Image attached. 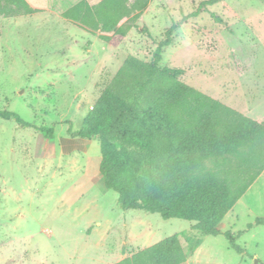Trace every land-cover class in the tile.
Segmentation results:
<instances>
[{"label": "rangeland", "instance_id": "374dc122", "mask_svg": "<svg viewBox=\"0 0 264 264\" xmlns=\"http://www.w3.org/2000/svg\"><path fill=\"white\" fill-rule=\"evenodd\" d=\"M79 1L26 0L39 12L0 17V110L31 126L0 119V264H114L174 235L184 264H264V226L247 229L264 219V170L213 237L193 231L192 222L122 210L115 193L97 186L98 138L87 139V154L61 149L124 59L149 62L175 23L159 66L181 70L180 82L264 120V0H215L195 17L187 16L208 0H150L136 20H121L128 31L116 47L61 17ZM263 155L260 142L223 165L234 169ZM226 232L243 254L230 249Z\"/></svg>", "mask_w": 264, "mask_h": 264}, {"label": "trees", "instance_id": "16d2710c", "mask_svg": "<svg viewBox=\"0 0 264 264\" xmlns=\"http://www.w3.org/2000/svg\"><path fill=\"white\" fill-rule=\"evenodd\" d=\"M149 1L101 0L90 6L80 0L61 17L90 34L99 32L100 41L116 47L128 31L121 20L130 15L136 20ZM214 1L202 2L187 17H195ZM38 12L26 0H0V17L5 19ZM179 26L175 23L164 32L149 62L133 56L124 59L71 136L98 138L103 190L117 195L122 210L192 222L193 231L215 237L223 218L264 170V155L241 159L234 169L223 164L264 142V121L180 82L181 70L159 66L162 50ZM0 119L31 127L12 112L0 110ZM39 130L52 137L51 129ZM229 173L235 179L228 180ZM254 226H264V219L247 229ZM224 238L230 249L244 253L232 233H224ZM185 260L174 235L114 264H183Z\"/></svg>", "mask_w": 264, "mask_h": 264}, {"label": "crops", "instance_id": "0c3cea01", "mask_svg": "<svg viewBox=\"0 0 264 264\" xmlns=\"http://www.w3.org/2000/svg\"><path fill=\"white\" fill-rule=\"evenodd\" d=\"M86 1L88 2V4L90 6H94L97 3H99L101 0H86ZM243 115H245V114H243ZM262 121H264V120H262ZM262 121H257V122H262ZM90 145H91L90 140L68 136L67 138L62 139V147H61L62 154L63 155H70L73 152H82L84 154H87V152L89 151ZM53 154H54V152L51 154L49 152L39 150V155L43 156V157H51V156H53ZM97 186L102 192H105L103 190L102 180L97 181Z\"/></svg>", "mask_w": 264, "mask_h": 264}]
</instances>
